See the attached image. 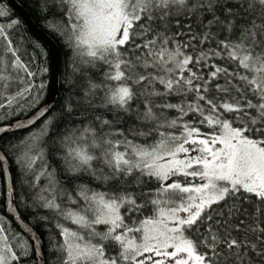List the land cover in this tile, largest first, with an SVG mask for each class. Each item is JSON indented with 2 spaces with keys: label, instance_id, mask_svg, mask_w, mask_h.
Returning <instances> with one entry per match:
<instances>
[{
  "label": "snow or ice",
  "instance_id": "obj_1",
  "mask_svg": "<svg viewBox=\"0 0 264 264\" xmlns=\"http://www.w3.org/2000/svg\"><path fill=\"white\" fill-rule=\"evenodd\" d=\"M41 10L58 14L50 27L72 53L76 99L60 119L97 113L64 132L47 107L27 116L45 85L0 24V118L27 117L0 134L41 121L0 154V174L12 155L26 207L54 217L45 264H264V0H42ZM20 219L12 240L0 225V264L34 257L38 241L43 255Z\"/></svg>",
  "mask_w": 264,
  "mask_h": 264
},
{
  "label": "trees",
  "instance_id": "obj_2",
  "mask_svg": "<svg viewBox=\"0 0 264 264\" xmlns=\"http://www.w3.org/2000/svg\"><path fill=\"white\" fill-rule=\"evenodd\" d=\"M21 3L28 13L30 14L33 21L46 33H48L60 50V68H59V76H58V93L56 95L55 101L53 103L52 108L48 112L47 115L56 117L58 119L61 118L63 112V105L65 104L67 98L72 95L73 100L75 101L76 96L73 95L74 89L72 91L69 90L70 81H71V63H72V53L69 52L68 48L65 47V41L62 38V35L54 31L50 25L53 23H58V14L55 11H42V0H17ZM0 7H3L8 15L5 17H0V24H3L6 30L9 32L11 39L14 41L15 45L19 49V53L22 58L29 62L30 67L33 71L37 72V76L35 78V83L39 85L43 83L45 87L43 89H37L36 91L40 92V99L38 103L35 104V107H32L27 115L34 111L40 104L43 103L47 96L49 82H50V73H49V55L46 46L33 37L27 30L25 24L19 18V16L10 9L4 0H0ZM16 20L19 23L12 29H8L7 25L10 21ZM3 42H0L2 44ZM43 69H47L46 72L42 71ZM35 95V91L33 93ZM25 107H27L25 105ZM10 111V110H8ZM6 113L4 110H0V117L5 116ZM97 115L96 112H87L74 114L71 117L64 116L60 119V123L58 124V130L60 132H64L68 129L80 128L83 127L84 124L90 123L92 118ZM170 115H175L174 113ZM88 117V120H84V117ZM25 117L23 112H20L17 115L9 116L8 118H0V126L9 123L13 120L20 119ZM83 121V124L81 123ZM41 126V121H38L33 127L21 131H15L11 133H7L0 138V149L4 153L7 149L8 144H15L21 138L25 139V142H28L29 133L32 135H39L38 129ZM44 127H47V124H44ZM37 129V131H33ZM8 161L11 165L12 169V178L13 182H15V205L23 217V219L30 223L33 229L38 234L40 240L43 241V249L44 256L46 257L49 253L50 249L48 247V242L50 239L54 240L57 237L54 235L55 229L53 227L54 217L51 213H46V210L41 209L39 213L32 208L26 207L25 200L28 201V204L31 205L32 201L29 199V192L27 190L28 181L21 175L22 169L18 170L17 166L12 162V155L8 156ZM96 187L95 184L92 185ZM106 190V189H101ZM5 182L4 175L0 174V225H3L8 230V235L10 240L15 237L17 234H22V231L17 226L14 219L8 212L6 199H5ZM43 214H48L50 219L48 222L40 221V216ZM40 221V222H38ZM15 242V241H13ZM19 251V249H18ZM34 257H25L22 259L21 264H33ZM36 262V260H35Z\"/></svg>",
  "mask_w": 264,
  "mask_h": 264
},
{
  "label": "water",
  "instance_id": "obj_3",
  "mask_svg": "<svg viewBox=\"0 0 264 264\" xmlns=\"http://www.w3.org/2000/svg\"><path fill=\"white\" fill-rule=\"evenodd\" d=\"M4 1L7 4V6L10 9H12L19 16V18L25 24L28 32L33 37H35L36 39L41 41L46 46V48L48 50L50 82H49L47 96H46L45 100L43 101V103L40 104L34 111H32L27 116H32V114L34 112H36L38 109H43L45 107H47L50 111V109L52 108L53 103L55 101L56 95L58 93V76H59V68H60V62H59L60 50H59V47L56 44V42L53 40V38L48 33L43 31L33 21L30 14L28 13L26 8L21 3H19L17 0H4ZM26 118L27 117L25 116L23 118L13 120L9 123H5L1 126L15 125V123L17 121H22ZM34 125H32L31 127H33ZM25 129H29V128L12 127L8 132H6L4 134H0V138L7 133H11V132H15V131H21V130H25ZM0 154H3L1 149H0ZM9 168L11 169V165L7 159V161L4 163V171H3L5 190L8 187H12V184H13L12 169H11V173L9 174V172H8ZM5 199H6V204H7V209H8L9 214L11 215V217L16 222L17 226L22 231L23 223H22L20 218H22L23 222H26V221L23 219V217L20 215V213L18 212V210L16 208L14 191H13L12 195H8V196L5 195ZM29 235H31L33 239H36L37 237H39L34 229H33V232L30 233ZM39 240H40V238H39ZM35 260H36V264H45L44 249H43V255H41L40 247H39V241H38V246H37V252L35 255Z\"/></svg>",
  "mask_w": 264,
  "mask_h": 264
},
{
  "label": "rangeland",
  "instance_id": "obj_4",
  "mask_svg": "<svg viewBox=\"0 0 264 264\" xmlns=\"http://www.w3.org/2000/svg\"><path fill=\"white\" fill-rule=\"evenodd\" d=\"M28 139L31 140V136H29ZM29 140H28V141H29Z\"/></svg>",
  "mask_w": 264,
  "mask_h": 264
}]
</instances>
